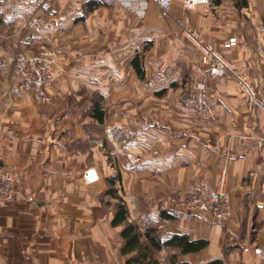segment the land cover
<instances>
[{"label": "crops", "instance_id": "crops-1", "mask_svg": "<svg viewBox=\"0 0 264 264\" xmlns=\"http://www.w3.org/2000/svg\"><path fill=\"white\" fill-rule=\"evenodd\" d=\"M40 1L0 0V144L22 181L14 199L0 202V264H125L123 225L112 224L117 196L143 242L156 227L162 241L184 235L203 243L187 251L151 247L160 264L173 256L189 264H264V111L231 74L208 80L213 119L182 103L201 65L184 27L264 90V0L194 8L173 0L169 16L151 3L142 18L116 0H49L50 17ZM29 30L46 35L56 53L50 104L19 92L12 76ZM90 166L100 173L93 185L83 179ZM222 177L230 216L178 204L193 182L217 187Z\"/></svg>", "mask_w": 264, "mask_h": 264}, {"label": "built area", "instance_id": "built-area-1", "mask_svg": "<svg viewBox=\"0 0 264 264\" xmlns=\"http://www.w3.org/2000/svg\"><path fill=\"white\" fill-rule=\"evenodd\" d=\"M122 6L133 10L140 18L145 17L148 6L156 4L164 16L171 14L173 0H116ZM210 0H184L187 8H194L198 4L209 3ZM41 9L50 17L56 12L49 0L41 1ZM37 19L33 18V22ZM185 36L199 49L201 65L198 76L191 82L185 92L182 103L185 107L201 114L205 119L211 120L215 116V108L209 96L208 80L220 78L231 74L246 95L254 109L264 111V90L258 81L245 73L238 72L233 64L216 48L208 43L195 30L184 27ZM46 35L39 31L24 32L12 60V75L18 81V90L21 93H31L40 104H50L52 96L50 87L57 78L56 56L54 51L38 45L46 40ZM236 38H230L225 44L231 46ZM1 104V99H0ZM84 182L93 185L100 181V173L95 166L85 169ZM22 190V181L14 165L5 163L0 144V201L14 199ZM33 201L32 196L28 197ZM178 204L190 210H202L210 215L222 219L231 215L232 208L226 191V180L222 177L217 187H210L205 180H197L188 186L186 192L177 200ZM262 207L263 204L258 205ZM245 250H248L246 248ZM254 252L262 253L261 248Z\"/></svg>", "mask_w": 264, "mask_h": 264}, {"label": "trees", "instance_id": "trees-1", "mask_svg": "<svg viewBox=\"0 0 264 264\" xmlns=\"http://www.w3.org/2000/svg\"><path fill=\"white\" fill-rule=\"evenodd\" d=\"M216 3L220 2V0H214ZM138 58H134V66L140 71L141 68L135 60ZM141 72V71H140ZM94 115L103 120L104 110L102 105L95 102L93 106ZM110 193H114V189L110 188L108 190ZM118 202L116 204V211L114 218L112 220L113 225H123L122 236L124 238V245L121 247V252L124 255H127V259L125 264H160V262L153 256L151 253V247L156 249H161L165 245L171 244H180L183 247L184 251L196 249L203 245L200 242H190L184 235H175L169 241H162L158 234L156 233V227H149L146 229L145 236L148 240V244L141 240V232L138 226L129 221V210L128 207L123 200L122 197L117 196ZM221 260L216 259L214 261H210L206 264H220ZM170 264H189L188 262L178 261L175 256L171 258Z\"/></svg>", "mask_w": 264, "mask_h": 264}, {"label": "rangeland", "instance_id": "rangeland-1", "mask_svg": "<svg viewBox=\"0 0 264 264\" xmlns=\"http://www.w3.org/2000/svg\"><path fill=\"white\" fill-rule=\"evenodd\" d=\"M42 1V0H41ZM41 1H40V8H41ZM101 2L103 3V2H107V0H101ZM33 18H35V17H32L31 18V21H33ZM41 47H44V48H47V49H50V50H52V51H54L52 48H50L49 47V45H48V41H47V38H46V40L43 42V43H41L40 45H38L36 48H41ZM54 53H55V51H54ZM55 56H56V53H55ZM56 66H57V61H56ZM13 76V75H12ZM189 87V86H188ZM188 87H187V89H188ZM187 89L185 90V92L187 91ZM185 92H184V94H185ZM0 202H2V201H0Z\"/></svg>", "mask_w": 264, "mask_h": 264}]
</instances>
